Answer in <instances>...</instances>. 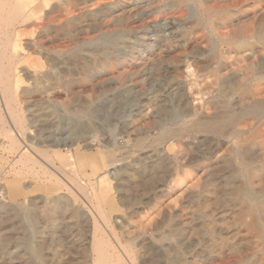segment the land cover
<instances>
[{
	"label": "rangeland",
	"instance_id": "obj_1",
	"mask_svg": "<svg viewBox=\"0 0 264 264\" xmlns=\"http://www.w3.org/2000/svg\"><path fill=\"white\" fill-rule=\"evenodd\" d=\"M131 1L139 3L52 1L44 10L59 7L43 35L42 55L21 51L17 77L27 91L19 101L26 133L0 98V264H81L97 228L124 264H258L263 255L264 244L244 227L251 218L221 207L222 201L233 204L229 184H250L246 176H231L240 170L235 143L252 130L264 131V113L242 130L229 124L217 132L197 127V121L240 116L264 104L252 90L240 91L255 84L264 89V0ZM98 7L103 10L96 13ZM72 15L78 17L65 34ZM242 25L258 30L224 40ZM39 36L28 32L24 41ZM181 96L200 105L199 117L190 115L191 106L187 118L179 114ZM160 105L169 109L167 118L154 112ZM48 107L56 116L45 114ZM20 146L38 162L35 175L20 170ZM256 150L263 158L262 148ZM56 151L70 157L76 173L63 167ZM100 176L111 189L103 210L96 207ZM16 184L29 198L10 195ZM263 186L264 172L253 189L264 195ZM62 195L70 202L56 213L51 200ZM67 204L80 214L77 226L68 224ZM213 229L226 239L223 258L212 246ZM41 245L38 260L34 252Z\"/></svg>",
	"mask_w": 264,
	"mask_h": 264
},
{
	"label": "bare ground",
	"instance_id": "obj_2",
	"mask_svg": "<svg viewBox=\"0 0 264 264\" xmlns=\"http://www.w3.org/2000/svg\"><path fill=\"white\" fill-rule=\"evenodd\" d=\"M52 1L62 2V1H65V0H0V98L5 103V106H6V109H7V113L9 114V118H11V120L14 123V125L22 133L25 130H27L26 129L27 128V124L25 122L22 110L19 107V101H20L21 97L27 95V91H26L25 88H22L18 84L17 71L20 69L19 66H20L21 62L23 61V59L21 57V51H27L28 56L29 57H33V58L35 56H41L42 55V52L39 51V48H43V43L44 42L42 43V38L47 33L48 25L53 23V22H55L56 18H55V16H53V14L56 11V9L59 7L57 4L56 5L54 4V5H52V8L50 10H47V11L44 10L45 6L49 7L51 5L50 3ZM138 3H139L138 1L134 2V1L130 0V6H137ZM210 9L212 10L214 8H210ZM102 10L103 9L101 7H98L97 10H96V13L97 12L99 13ZM83 14L84 13H81V16ZM77 17H78L77 15H72L71 17H69L67 19V22L64 24L65 25V28H64L65 30L63 29L62 32H64L65 34H69L71 32L72 27L74 26L73 22L77 19ZM257 30L258 29H256L253 25H249V26L242 25V26H239L235 32H226L223 35V38H224V40H228V41H237V39H240L241 37H245V36H248V35L255 34L257 32ZM28 32L31 33V35H33V36L38 32L40 34V36L34 42H32V41H24V40H26V38H24V37L26 36V33H28ZM234 45H235V43H234ZM136 48H138V47H136ZM160 51H162V50H160ZM148 56H150V55H148ZM250 57H252V56H250ZM243 61H244V59H243ZM199 64H200V62H199ZM109 65H110V62H107L103 66H109ZM252 66L253 65H251V67ZM252 73H253V68H252V70L250 72H248V75H250ZM213 77H214V83H218L220 81V75H219L218 72H216V71L213 72ZM231 80H233V79H231ZM252 81H254V80H252ZM249 89L252 90L253 95L256 98H258V100H260V101L264 100V89L261 88L259 84H255L254 86H252L250 88H248V87L241 88L240 91H241V93L242 92L244 93L246 90H249ZM210 91H213V90H210ZM249 93H251V92H249ZM182 100H183V96H181V102L185 103V105L180 108V113H179L180 115H182L184 118H187L189 116V114H190L189 111H188V107L189 106L192 107V112L190 114L191 116L196 117V116L199 115V108H200L199 106L200 105L197 104L195 100H191V101H189V100H185V101L183 100L182 101ZM158 102H156V103H158ZM162 102H164V101H162ZM152 103H155V102L153 101ZM44 110H45V114L50 116V117L56 116V114H57V112H56V110L54 108L48 107V108H46ZM89 112L90 111H88V113ZM154 112L156 114H158L159 116H161L162 118H164V117L167 118L170 115V111L165 105H160V106L156 107ZM219 112L221 113V111H219ZM81 113H82V110L81 111H75L74 115H80ZM227 113H229V112H227ZM261 113H264V104L262 102H260L259 104L255 105L253 108L249 109L247 112L243 113L240 116H233V115H229V114L226 115L225 114V115L218 116V117L209 116V117H206L207 119L198 120L197 121V127L204 128V129H207V130L222 132L227 125L232 124V125L235 126L236 129H239V130L241 129L242 130V126H245L247 124V121L249 120V118L256 117V116H258ZM1 119H2V117H1ZM251 121H253V119ZM153 124L155 126H157V125H160V122L154 121ZM251 125H254V124H251ZM258 125H260V124H258ZM243 129H245V128H243ZM25 133H26V131H25ZM243 136H239L237 138L236 143H235L236 144L235 145L236 157L239 160L240 170L239 171H233L231 176L232 177H245L246 176L247 179L249 180L250 184L248 186H245V187H241L240 185H237V184L236 185L235 184L234 185L229 184L228 187H230V189H225V190H227L229 195L233 196V200L234 201L232 200L233 204H228L225 201H222L223 206L221 208L224 209V212L225 211L229 212L230 210H231V212L233 211L234 214H236L238 217H241L242 219L244 217L249 216L251 218V221L248 222V223L244 222V224H245L244 227L246 228L245 230L248 232L249 235H251V237L253 236V238H256L258 241H260V242H262L264 244V195L261 194V193H257L253 189V184H254L255 179L259 178L261 173L264 172V157L263 158H259V156L256 154V151H257L256 149L259 148V147L262 148V150L264 151V131H260V130H256L255 129V130H252V132L247 136V138L243 137ZM219 146H221V145H219ZM222 147H224V146L222 145ZM16 153L18 154V159L16 161H17V163H20V170H27L29 173L32 172V174L35 175L36 171H37L36 168L38 166V162L36 161V159L31 157L28 154L27 150H25V148L23 149L22 146H20V147H18V149H16ZM34 153L38 156V154L36 152H34ZM41 154H43V152H41ZM57 156H59L61 162L63 163V167L64 166L66 168L68 167V170H71L72 172L76 171V169L74 168V164H73V162H72V160L70 159L69 156L62 155L59 152H57ZM209 159H210V157H209ZM206 161H207V159H206ZM203 164H204V162H203ZM40 170L42 171L43 175H45V176L48 175V172H46V171L43 172L42 169H40ZM205 172H206V169H205ZM38 174L40 175V173H38ZM105 174H108V172L106 171ZM222 174H223V172H222ZM125 177L130 179V173H126ZM182 181H183V179H182ZM105 182L106 181L100 176L99 189H98L99 193H98V200H97L98 203L96 205L98 210H103L105 203L110 198L111 189L108 186L105 185ZM215 182H216V180H215ZM178 186H179V184H178ZM198 186H197V188H198ZM25 188H27V187H24V189ZM188 189H191V188H188ZM18 193L21 196L29 198L28 196H26L21 191V189L17 186V184L13 185L12 188H11V191H10V195L14 196V195H17ZM181 193L182 192H180V194ZM194 195H193V197H194ZM62 196L63 197H57V198H54L53 200H51V202H54L56 204L55 208H54L56 213L58 212V209L62 208L63 205H65L64 203L70 202L69 201L70 197L66 198V199H63L64 195H62ZM181 196H180V198H181ZM217 198H219V197L216 196V199ZM225 198H227V197H225ZM230 203H232V202H230ZM68 204L66 205L67 209L69 207V209H68V211H69L68 212V219H69L68 224L69 225H73V226H77L79 224V222H80L79 221L80 214L77 211V209L72 208V206L68 205ZM205 204H206L205 207L209 209V207H210L209 204L207 202ZM193 208H195V207H193ZM193 208H191V209L193 210ZM213 212H214V209L213 208L210 209V211L207 213L208 214L207 215L208 218L212 219V213ZM227 212H225V213H227ZM205 214H206V212H205ZM103 217L107 220V215L103 214ZM228 217H230V216H228ZM224 222H225V220H224ZM217 224H218V222H217ZM227 226H228V224H227ZM93 230H94L93 231L94 234H93V238H92V241H91V244H90L91 245V254L89 255V257H84L82 259V262H80V263L81 264H124L122 256L120 255V253L117 250H115V248L113 247L114 245L111 244V242L108 240V238L105 236V234H103L102 231L100 229H98V228L97 229H93ZM246 231H244V233ZM212 232H213L212 234L214 235V238H213V241H212V246L215 249H217L216 250L217 256L219 258H223L224 257L225 247H226V239L224 237H222V236L215 237L216 233L214 232V229L212 230ZM218 235H220V234H218ZM235 235H237V234H235ZM235 241H237V240H235ZM249 243H250V241H249ZM247 244L248 243H246V245ZM243 245H244V243H243ZM252 245H253V243H252ZM42 247H43V245H41V247H39V248L37 247L38 249L36 250V252H34L35 253V257L38 260H43V254L41 253V248ZM129 254H130V251H129ZM207 256L208 255H206V257ZM248 256H249V254H248ZM125 260H127V259H125ZM222 261H225V260H222ZM255 264H257V263H255ZM258 264H264V248H263V255L259 259Z\"/></svg>",
	"mask_w": 264,
	"mask_h": 264
}]
</instances>
